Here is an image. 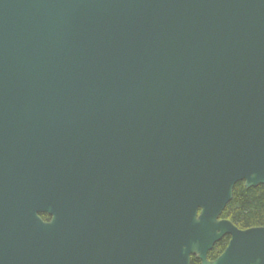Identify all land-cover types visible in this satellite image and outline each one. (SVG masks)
<instances>
[{
    "label": "water",
    "instance_id": "1",
    "mask_svg": "<svg viewBox=\"0 0 264 264\" xmlns=\"http://www.w3.org/2000/svg\"><path fill=\"white\" fill-rule=\"evenodd\" d=\"M239 182L264 0H0V264H264L263 226L219 220Z\"/></svg>",
    "mask_w": 264,
    "mask_h": 264
},
{
    "label": "trees",
    "instance_id": "2",
    "mask_svg": "<svg viewBox=\"0 0 264 264\" xmlns=\"http://www.w3.org/2000/svg\"><path fill=\"white\" fill-rule=\"evenodd\" d=\"M42 217L50 219L46 214ZM223 217L229 218L240 228L264 227V184L250 189L245 187L244 182L236 184ZM192 264H198L196 258H192Z\"/></svg>",
    "mask_w": 264,
    "mask_h": 264
},
{
    "label": "flooded vegetation",
    "instance_id": "3",
    "mask_svg": "<svg viewBox=\"0 0 264 264\" xmlns=\"http://www.w3.org/2000/svg\"><path fill=\"white\" fill-rule=\"evenodd\" d=\"M223 212L220 215L219 220H227V221H230L236 227H238L232 220H230L229 218L223 217ZM238 228L241 229V230L248 229V228H240V227H238ZM231 239H232V236L230 234H226L218 242H216L214 244V246L212 247V249L207 254L208 260L214 261V260L218 259L225 252V250L227 249V247L229 246ZM191 258H196V260L198 261V264L201 263V261L199 259H197L196 256H192Z\"/></svg>",
    "mask_w": 264,
    "mask_h": 264
}]
</instances>
